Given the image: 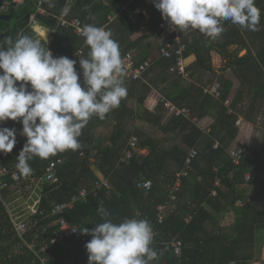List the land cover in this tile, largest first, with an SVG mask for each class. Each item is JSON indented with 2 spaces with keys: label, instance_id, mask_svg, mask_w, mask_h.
Masks as SVG:
<instances>
[{
  "label": "trees",
  "instance_id": "obj_1",
  "mask_svg": "<svg viewBox=\"0 0 264 264\" xmlns=\"http://www.w3.org/2000/svg\"><path fill=\"white\" fill-rule=\"evenodd\" d=\"M38 1L42 2L44 10L50 12L48 16L36 13ZM68 3H71L70 15L88 24L110 29L113 39L119 42L121 54L131 51L137 63L148 57L152 58V63L143 75L144 80L134 81L123 77L127 96L104 119L93 116L89 120L78 138L81 143L78 150H67L48 159L34 157L29 162L32 174L20 176L19 183L6 176L9 186L1 191L5 198L13 190L29 184L31 178L43 177L50 161L62 159V163L57 166L58 182L42 181L35 186L39 195L38 208L35 213L27 212L20 218L28 226L23 236L25 241L34 244V250H38L45 242L48 244L58 229L57 217L50 215L52 203L67 201L84 187L89 190L85 199L78 200L65 212L66 219L76 226L77 232L49 243L51 259L47 260V264H64L67 257L78 256L80 252L86 251L85 244L91 236L82 234L79 227L92 229L96 223L102 222L97 212L99 207L107 209L110 218L116 223L125 218H143L151 223L154 230L152 247L157 251L158 258L150 264H177L178 259L168 244L175 237L183 243L180 261L184 264H252L257 261L264 245V148L257 150L248 145L251 160L238 165L231 162L228 150L232 148L231 144L239 132L235 124L238 116L253 124L259 122V116L260 119L264 117V0H256L261 10L258 27L262 33L256 40H251L250 46L239 32L241 27L230 21L224 22L225 31L217 39L205 37L198 30L181 32L176 27L185 46L183 56H195V60L186 67L189 81L176 71H169L175 63V57H160L155 51L159 44L150 38L157 36L161 16L153 0L10 2L4 12L10 14L11 18L8 21L0 20V44L6 37L15 38L21 32L34 39H37L35 31L44 34L41 28L34 27V31L30 25L32 16H35L40 24L55 30L46 45L52 54L76 60V69L81 73L79 59L87 57L89 47L71 29L56 28V16ZM137 8L149 10V18L143 21L141 10L130 16L129 13ZM108 16L113 17L111 22ZM140 30L144 33L132 38ZM39 40L46 44L44 40ZM252 45L257 47L256 53L251 50ZM81 48L80 58H73V54ZM241 48L246 49V53L239 57ZM212 52L221 55L222 64L217 70L212 65ZM227 69H231L240 80L230 99L232 82L225 76ZM216 82L220 85L219 100L202 92V85ZM244 89H247L246 94ZM153 90L161 95L155 99L152 109L143 108L141 114H136L127 106L131 99L143 106ZM161 96L177 106L189 107L191 117H168L163 122L166 114L160 102ZM247 96L248 105L241 111L240 107L246 102ZM226 99L230 100L228 107L223 104ZM206 116L213 118L207 134L195 122ZM136 118L162 131L165 137L161 142L167 139L172 140L173 144L164 148L161 142L141 129L134 127L127 130L128 121ZM109 121L113 123L111 133L106 138L97 134L96 129ZM2 126L17 129V143L13 150L0 154V159L11 173L16 169V156L26 142V137L21 134L22 125L19 122L7 120ZM131 135L137 136L139 147L148 150V153L135 154L129 160L120 161L122 150ZM177 139L180 143L175 142ZM216 143L217 147L214 148ZM191 148L197 150V155L186 168L187 175L181 178V187L176 192V199L171 202L169 195L175 174L185 168L184 161ZM246 172L251 173L247 183L252 191L249 196L237 190L238 186L245 184ZM98 179H107L109 188L91 190L92 184ZM145 179L151 181L150 189L137 188L136 181ZM216 179L220 186H214ZM212 190H216L215 196L211 195ZM239 199L240 205L236 204ZM169 202V205L173 204L172 210L162 222H158L157 206ZM228 211L234 216L232 224L219 226L218 216ZM208 224L211 228H208ZM0 264H41L34 251L15 233L1 202Z\"/></svg>",
  "mask_w": 264,
  "mask_h": 264
},
{
  "label": "clouds",
  "instance_id": "obj_2",
  "mask_svg": "<svg viewBox=\"0 0 264 264\" xmlns=\"http://www.w3.org/2000/svg\"><path fill=\"white\" fill-rule=\"evenodd\" d=\"M153 3L162 18L181 32L198 30L217 39L225 31V21L249 31L260 30L261 10L256 0ZM68 11L62 9L65 15ZM81 35L90 49L86 58L79 57L83 83L77 61L67 56L54 57L47 42L21 32L0 44V154L10 153L17 143V129L2 126L3 122H19L21 134L26 137L16 156L20 176L32 174L29 162L34 157L48 159L57 153L78 150V138L89 120L93 116L104 119L127 96L124 61L111 30L86 24ZM97 212L102 222L92 229L79 227L82 234L91 236L85 244L88 264H150L158 258L152 247L154 230L147 219L125 218L116 223L104 207Z\"/></svg>",
  "mask_w": 264,
  "mask_h": 264
},
{
  "label": "built area",
  "instance_id": "obj_3",
  "mask_svg": "<svg viewBox=\"0 0 264 264\" xmlns=\"http://www.w3.org/2000/svg\"><path fill=\"white\" fill-rule=\"evenodd\" d=\"M148 2H151L152 0H147ZM10 2L12 3H18L22 4L24 0H17V2H13V0L10 1H3V4L1 6V10H6L8 6L10 5ZM70 6V5H69ZM68 6V9H69ZM36 13L42 16H48L50 12L46 11L42 7V2L38 1L37 3V9ZM157 13L161 16V12L157 9ZM108 20L111 22L113 20L112 16H108ZM30 23H35V16H32ZM88 23L82 21L79 17L70 15L69 11L67 15H65L62 11L59 15L56 16V28H67L71 29L77 36L83 38L84 44L85 39L81 35V30L84 25ZM158 34L156 36L158 46V54L160 57L164 58H172L175 57V63L169 68V71H176L179 75H181L184 79H188V73L185 70V62H184V56H183V50H184V43L182 42L181 36L177 32L176 26L172 25L167 20L163 19L161 16V21L159 22L158 26ZM51 32L54 33L55 30L51 29ZM82 54V49H79L73 57L79 58ZM122 59L124 61V67H125V74L124 77L128 80H134V81H141L144 80V73L146 72L147 68L152 63V58L148 57L144 61L137 63L134 60L133 53L131 51H126L125 53L121 54ZM202 92L203 94H207L215 98L216 100L220 99L221 91H220V85L216 83H207L205 85H202ZM160 102L162 106L165 109V114L168 117H185L190 118L191 117V110L187 106H177L167 98L161 96ZM223 104L228 107L230 104V100L226 99L223 101ZM230 111V109H229ZM195 118H193L194 120ZM235 124L238 126L240 124V120L237 119ZM217 147V143L214 145V148ZM141 149L138 145V138L135 135H131L126 144L125 147L122 150L120 161H126L131 159L135 154H139ZM197 155V150L195 148H191L185 158L184 166L185 168L176 172L175 174V180L174 184L172 185V191L170 193V201L173 202L176 199V192L179 191L181 187V178L187 175V169L189 167V164L191 160ZM229 159L231 162L235 165L238 164H247L251 160V153L248 148V144H240L238 146L229 148L228 150ZM62 163V159H56L52 160L48 163L44 170V176L40 177L38 179H30L29 184L34 185V189H36L35 186L39 185L42 181H47L49 183H56L58 182L57 177V166ZM8 169L5 167L4 163L0 159V202L4 205L6 208V211L9 215L10 222L13 225V229L15 233L20 237V239L24 242V244L30 249L33 250L36 256L41 261V264H47V260L51 259V253L48 251V245L49 243H54L56 239L63 238L65 236L73 235L77 232L76 226L70 224L68 220L65 217V212L73 207L75 202H77L80 199H85L87 196L89 190L87 188H81L78 193L73 195L69 200L64 202H54L52 203L51 209H50V215L57 217V223H58V229L55 233L54 237L50 238L49 243L47 242L43 243L41 247L38 250H34V244L27 243L24 239V233L26 232L28 226L25 223V221L20 220L23 214H12L11 208L7 204L8 197L5 198L2 196V190L7 188L9 186L8 182L4 179V176L8 174ZM19 177V178H17ZM251 173L246 172L244 174V183L247 184L250 180ZM11 178L12 181L15 183H19L21 181L20 174L16 169H14L11 172ZM214 186H220V182L218 179L215 180ZM136 187L139 189L149 190L151 187V181L150 180H138L136 181ZM108 189L109 183L107 179H98L92 184L91 190H99V189ZM212 196L216 195V190H212L211 192ZM39 202V195L36 200L33 201L32 204H28V212L35 213L38 207H35V204ZM171 202L167 204H160L156 208V217L158 222H162L164 218L166 217L167 213L172 210L173 204L169 205ZM236 204L240 205L241 201L238 200ZM188 220V219H186ZM168 244L172 248L173 254L175 257H177L178 262L177 264H184L180 261V257L182 256V248L183 243L179 238H172ZM256 263L253 262L252 264ZM233 264V262H231Z\"/></svg>",
  "mask_w": 264,
  "mask_h": 264
},
{
  "label": "rangeland",
  "instance_id": "obj_4",
  "mask_svg": "<svg viewBox=\"0 0 264 264\" xmlns=\"http://www.w3.org/2000/svg\"><path fill=\"white\" fill-rule=\"evenodd\" d=\"M70 4L71 3H68L65 8H68V6ZM140 10L141 9L137 8L136 10H134L133 13L130 12L129 15L133 16L134 13H137ZM141 11L144 15L143 21L147 20L150 16L149 15L150 11L147 9H143ZM189 31H191V30H189ZM143 33H144L143 30H140L139 32L134 34L132 36V38H135V37H137ZM51 35H53V33H51ZM205 37H207V36L205 35ZM150 39L152 41L157 42L156 36L155 37L152 36ZM155 51L158 54V50L156 49ZM244 52L245 51H242L241 54H243ZM185 63L187 65L190 64V62L188 63V60H185ZM215 64H217V63H215ZM186 80H188V79H186ZM159 95H161V94H159V93L156 94V92H155V94H152V96H150V98H148L145 101L143 106H140L134 99H131L127 102V106L130 109H133V111L136 112V114H141L143 108H148V109L153 108L154 101L156 98H158ZM248 102H249V100L247 102H245L244 105H242L240 107L241 111L246 109ZM167 119H168V116L165 115L163 117V122L166 121ZM263 119H264V117L259 119L257 126L262 125ZM195 122L197 123V125H199V122L197 120H195ZM202 123L199 126H202ZM112 125H113V123L111 121H109V123H106V125H102V126L98 127L96 129V133L103 135V137L106 138L111 133ZM248 126H249V124H248ZM126 127H127V130H131L134 127L141 129L146 134L153 136L159 142H161L162 138L165 137L164 133L162 131H160L157 127L153 126L152 124L141 121L140 119H137V118L134 120L128 121V123L126 124ZM237 127L239 129V125ZM250 127H252V126L250 125ZM250 127H249V129H250ZM250 135H251V137H250ZM260 138H262L261 133H257V130L252 129V131L249 133V141H248L249 144L248 143L247 144L249 146H252L255 144V142H258L260 140ZM166 140H163L161 142V146L164 148H168L169 146H171L173 144L172 140H168V141H166ZM175 142L180 143L179 139H177ZM235 146H237V145H233L231 147H235ZM140 149H141V151H140L139 155H145L148 153V150H146L144 148H140ZM92 168H94V166H92ZM37 190L38 189H34L33 184H27L26 186H24L20 189L13 190L12 194H10L8 196V201H7V204L12 209L11 213L12 214H25V213H27L28 208L26 207V209H25V206H27L26 204H32L34 199L35 200L37 199V197H38ZM237 190H238V192L244 193L246 196H249L252 193L251 189H249V185H247V184H242V185L238 186ZM233 219H234L233 213L231 211H228V212H225V213L221 214L220 216H218L217 222H218L219 226H230L233 222ZM208 228H211V225L208 224ZM74 256L75 255L67 257L64 264H88V260H87L88 253H87V251L80 252L78 256H75L76 258ZM93 264H95V262H93ZM254 264H264V245L261 249L259 259Z\"/></svg>",
  "mask_w": 264,
  "mask_h": 264
},
{
  "label": "crops",
  "instance_id": "obj_5",
  "mask_svg": "<svg viewBox=\"0 0 264 264\" xmlns=\"http://www.w3.org/2000/svg\"><path fill=\"white\" fill-rule=\"evenodd\" d=\"M263 25H264V23H263ZM31 27L34 31H35L34 27L41 28V30L44 34H40V33L35 31L37 39L40 38V39L44 40L45 42H47V45H48L52 39L50 28L40 24L36 18H35V23L33 25H31ZM260 31H262V30H259L258 32L247 30L246 32H244L242 30V28H239V32H240L241 36L248 42L249 46H250L251 40L255 39L256 37H258L262 33ZM234 48H235V46H234ZM256 48L254 47V45L251 46V50L254 53L257 52ZM242 51H245V52L243 54H241ZM245 53H246V49L241 48L238 51V56L240 57V56L244 55ZM53 56L55 57V55H53ZM186 58H187L186 60H188V63L189 62L192 63L195 60V56L193 54L186 57ZM215 63H217V64H215ZM221 64H222L221 55L219 53L212 52V65L214 66V68L217 69L219 66H221ZM225 76L227 79H229L232 82V89L230 91V96H229V99H230L232 97V95H234L236 89L238 88L240 80H238V78H236L234 76V73H232L231 69H227V71H225ZM155 92H156V94L158 93L156 90H153L152 94H155ZM246 93H247V89H244V94H246ZM245 99L247 102L249 100L248 96L245 97ZM238 119L240 120L239 132H238L236 139L232 142L231 146H233V145L238 146L239 144H247V143L249 144V142H248L249 141V133L252 131V129H255V130H257V133H261L262 138H260V140L258 142H255V144L252 145V147L257 149V150L258 149L263 150V148H264V138H263L264 137V122L262 123L261 126H257V124H253V123L245 121L242 116H238ZM259 119H260V116H259ZM197 121L199 122V125L203 122L202 126H199V125L198 126L205 132V134H207V131L209 129V125L213 121V118L211 116H206V117H204L200 120H197ZM248 124H249V126H248ZM250 125L252 127H250ZM249 127H250V129H249ZM250 137H251V135H250ZM26 205L28 206V204H26ZM27 206H25V209Z\"/></svg>",
  "mask_w": 264,
  "mask_h": 264
},
{
  "label": "water",
  "instance_id": "obj_6",
  "mask_svg": "<svg viewBox=\"0 0 264 264\" xmlns=\"http://www.w3.org/2000/svg\"><path fill=\"white\" fill-rule=\"evenodd\" d=\"M3 1L4 0H0V20L8 21L11 18V15L1 11V6L3 4ZM35 207H38V203L35 204Z\"/></svg>",
  "mask_w": 264,
  "mask_h": 264
},
{
  "label": "bare ground",
  "instance_id": "obj_7",
  "mask_svg": "<svg viewBox=\"0 0 264 264\" xmlns=\"http://www.w3.org/2000/svg\"><path fill=\"white\" fill-rule=\"evenodd\" d=\"M185 60H186V58H184V62H185ZM186 67H187V64L185 63V70H186ZM186 72H187V71H186ZM187 73H188V72H187ZM7 175H9V176L11 177V173L8 172ZM7 175H6V176H7ZM6 176H4V179H5V180H6ZM11 179H12V178H11ZM6 181H7V180H6Z\"/></svg>",
  "mask_w": 264,
  "mask_h": 264
}]
</instances>
